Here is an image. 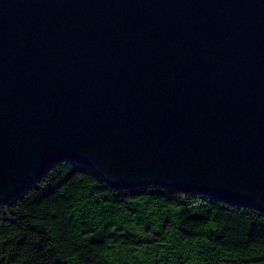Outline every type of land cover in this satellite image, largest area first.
<instances>
[{
  "label": "water",
  "instance_id": "1",
  "mask_svg": "<svg viewBox=\"0 0 264 264\" xmlns=\"http://www.w3.org/2000/svg\"><path fill=\"white\" fill-rule=\"evenodd\" d=\"M66 161L264 214V0H0V204Z\"/></svg>",
  "mask_w": 264,
  "mask_h": 264
},
{
  "label": "trees",
  "instance_id": "2",
  "mask_svg": "<svg viewBox=\"0 0 264 264\" xmlns=\"http://www.w3.org/2000/svg\"><path fill=\"white\" fill-rule=\"evenodd\" d=\"M0 264H264V214L66 161L0 204Z\"/></svg>",
  "mask_w": 264,
  "mask_h": 264
}]
</instances>
